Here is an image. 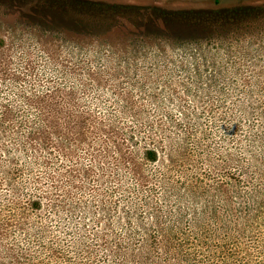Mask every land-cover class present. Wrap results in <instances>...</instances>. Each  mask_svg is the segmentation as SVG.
<instances>
[{
    "label": "rangeland",
    "instance_id": "374dc122",
    "mask_svg": "<svg viewBox=\"0 0 264 264\" xmlns=\"http://www.w3.org/2000/svg\"><path fill=\"white\" fill-rule=\"evenodd\" d=\"M255 1L0 0V264H264V9L211 12Z\"/></svg>",
    "mask_w": 264,
    "mask_h": 264
},
{
    "label": "trees",
    "instance_id": "16d2710c",
    "mask_svg": "<svg viewBox=\"0 0 264 264\" xmlns=\"http://www.w3.org/2000/svg\"><path fill=\"white\" fill-rule=\"evenodd\" d=\"M259 1H255L256 4L252 2H241L237 3L236 5H229V6H223V7H215L213 11L211 12H216V13H225L226 16L228 15V18L230 20H234L237 17H243L246 14H249L251 12L257 11L258 9L262 10L264 9V3ZM259 2V3H258ZM227 19V17H226ZM227 24L228 21H227ZM26 100V103L28 104H36V108L39 109V114L42 117V121L45 122L44 126L39 127L37 131H32L30 134L31 139H40L41 143H45L46 145H49L50 140H53V137L51 133L54 132V129L52 130L53 127H57L58 123V113L55 110H52L50 106V102L54 101V98L50 94H42V95H37V94H32V95H21ZM130 98V93H125V99L128 101ZM6 110H9L8 107H6ZM61 119V118H60ZM52 120L54 123H52ZM58 141H56L57 143ZM60 143V142H58ZM123 144V143H120ZM121 156L123 158H128L131 156V153H128L125 149V152L121 151ZM147 156H149L150 159L155 160L158 156V151L156 148H150L147 150ZM257 162H261L262 164L264 161H259V159L255 158ZM256 185V183H254ZM244 193L242 194L241 197V204L236 206V211H234L233 215V221L238 222L240 225L244 227L246 230V221L249 220L250 218H258V211H259V205H257L258 197L259 195L264 196V189L263 188H256L254 192H251L250 190H244ZM209 209L204 210V216H206V219H210V214H209ZM215 213H217L219 216L226 217V212L224 210L222 211L221 209L216 208ZM221 220V219H220ZM226 225V224H225ZM248 230V229H247ZM234 232V231H233ZM158 244V243H157ZM227 244V243H226ZM157 248H159V245H157ZM14 249L7 247L6 248V253L7 256H9V264H23L22 259H27L29 260V257L26 255H18L17 253L13 252ZM140 251V252H139ZM139 251L131 252L129 250L126 251H121L118 256L121 257L120 263H131L133 260L137 261V258L139 260V264L143 262H148L150 259L149 256L154 254V251H150V249L143 250L140 249ZM226 254L229 256H233L235 254L234 252L226 251ZM224 255V254H223ZM1 263V262H0ZM142 264V263H141Z\"/></svg>",
    "mask_w": 264,
    "mask_h": 264
}]
</instances>
